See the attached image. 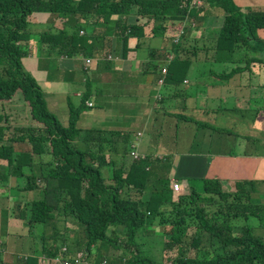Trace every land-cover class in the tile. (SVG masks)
Here are the masks:
<instances>
[{
    "label": "trees",
    "instance_id": "obj_1",
    "mask_svg": "<svg viewBox=\"0 0 264 264\" xmlns=\"http://www.w3.org/2000/svg\"><path fill=\"white\" fill-rule=\"evenodd\" d=\"M181 1L0 0V179H17L13 216L34 231L35 238L15 264H51L56 258L57 264H77L76 259L78 264H108L100 253L105 244L119 253L121 264H264V182L238 181L235 191L226 192L219 181L202 179L201 190L188 184L173 191L168 177L156 173L163 165L159 159H131L129 151L141 154L129 145L131 132L81 130L77 108H70L67 123H61L22 65L34 32L29 18L35 13L62 20L60 29L47 25L38 34L40 50L68 58L91 55L86 52L88 37L80 34L82 19L101 18L106 34L118 33L125 53L129 37H143L144 29L127 23L128 16L153 20L154 36L162 35L171 20L184 21L179 25H184V34L171 48L167 83L172 85L184 78L182 73V80H176L179 66L186 71L192 63L233 62L235 53L250 48L264 54V41L258 37L264 30V12L243 13L232 0H205L223 11L222 23L206 40L208 45L184 55L185 20L195 25L197 9L187 11ZM256 60L264 65V59L247 61ZM243 73L237 67L219 78ZM168 206L170 215L160 223L171 224L170 240L158 262L144 255V242L138 245L136 240L151 219L147 215L163 217L162 209ZM68 226L82 235L73 230L70 235ZM118 226L122 232L109 233ZM190 228L195 231L188 236Z\"/></svg>",
    "mask_w": 264,
    "mask_h": 264
},
{
    "label": "crops",
    "instance_id": "obj_2",
    "mask_svg": "<svg viewBox=\"0 0 264 264\" xmlns=\"http://www.w3.org/2000/svg\"><path fill=\"white\" fill-rule=\"evenodd\" d=\"M232 1L243 13L264 12V0ZM194 12V27L185 20L184 55L194 47L208 45L206 40L214 36L224 17L223 11L208 1ZM111 19L116 21L118 17ZM125 20L144 28L143 37H129L127 53L117 40L118 33L106 34L101 18H89L82 19L85 28L80 34L88 37L86 52L91 55L68 58L56 52L51 55V49L41 51L37 43L38 34L47 25L60 29L62 20L49 13H35L29 18L34 32L27 44L28 55L21 61L42 89L49 111L66 124L70 108L80 109L81 130L131 132L129 145L135 144L139 153L149 159H159L163 165L156 173L168 177L169 184L175 180L188 186L195 178H203L217 180L223 191L233 192L238 181L264 182V65L257 60L247 61L263 60L264 54L250 48L235 53L233 62L192 63L186 71L182 67L180 74H185L182 85L193 88L179 97L183 93L167 83L171 68L167 66L164 75L161 70L171 60L172 37L184 21L171 20L162 35L154 36L153 20L135 14ZM258 37L264 41V30L258 32ZM237 67L244 73L227 80L219 78ZM165 84L168 91L162 94L159 88ZM138 132L143 135L136 142ZM198 135L199 153L205 154L204 157L187 153L189 142L195 144ZM227 139H232L237 151L222 150ZM213 143L217 148H213ZM105 150H110L106 144ZM176 167L178 172L174 171ZM194 168L202 170V174H193ZM16 182L14 177H9L7 182L0 179V185L3 184L0 187L1 264H15L12 257L23 255L35 239L34 231L30 232L23 221L13 216L18 197L14 189ZM261 187L263 191L264 185ZM162 210L163 217L147 215L151 219L145 222L136 240L138 245L144 242L140 245L144 255L158 262L163 255L160 250L170 240L171 224L160 221L169 217L171 208ZM114 230L122 232L123 228L113 227L109 233ZM194 231L188 229V236ZM38 236L36 228V239ZM110 250L113 249L105 244L100 253L107 256L108 264H121L120 255L116 256L119 253L113 250L110 254ZM171 254L168 252L167 257Z\"/></svg>",
    "mask_w": 264,
    "mask_h": 264
},
{
    "label": "rangeland",
    "instance_id": "obj_3",
    "mask_svg": "<svg viewBox=\"0 0 264 264\" xmlns=\"http://www.w3.org/2000/svg\"><path fill=\"white\" fill-rule=\"evenodd\" d=\"M31 29H33V27H30ZM169 61L170 60H167L166 61V65L162 68V70H161V72H162V75H164L165 73H166V71H167V66L169 65ZM182 67L183 66H179L178 68H177V72H175L177 75H178V78L176 77V80H179L180 78H181V70H182ZM185 70H186V67H185ZM180 80H182V79H180ZM187 81H185L184 83H186ZM173 87H174V89H177V91L180 93V92H182L183 94H181V95H179V97H181V96H183L185 93H187V92H189V91H191L192 90V88H193V85H190L189 87H184L183 85H182V83L180 84V83H177V84H175V85H173ZM171 89V88H170ZM159 90H161V93L163 94L164 92H166V91H168L167 90V87H166V84H165V86L164 87H162V88H159ZM20 96V95H19ZM179 101V99L177 100V102ZM4 111V107H2L1 105H0V112H3ZM25 114V113H24ZM24 114H23V116H24ZM200 133V132H199ZM199 140H200V136L198 135V137H197V139H196V141H195V144H192V143H190L189 142V145L191 146H189L188 148L189 149H187V153L190 155V156H193V157H198V155H200L201 157H204V155L205 154H203V153H199V151H200V146L198 145V142H199ZM216 143H213V148L215 149V148H217L216 147ZM212 148V149H213ZM228 150V151H233V152H235V151H237V147L236 146H234V143L232 142V139H227L226 140V143L225 144H222V150ZM212 151V150H211ZM183 153H186V152H183ZM130 155V154H129ZM170 157H172V156H170ZM45 159H48V158H45ZM154 159V158H153ZM153 159H149V160H153ZM148 160V161H149ZM189 160H191L192 161V159L190 158ZM172 162V161H171ZM170 162V163H171ZM198 166H201V164L199 163V165ZM174 171L175 172H178V168L176 167V168H174ZM192 173L193 174H195V175H201L202 174V170H199V168H197V169H195L194 168V170H192ZM203 179V178H202ZM202 179H197V178H195L194 180H193V183H192V185L197 189V190H201L202 189ZM173 182H177V181H175V180H172L171 181V183H173ZM178 183V182H177ZM179 184V183H178ZM179 185H181V184H179ZM23 194V193H22ZM255 222V220L253 219L252 220V223H254ZM68 228V233L71 235V232H78L80 235H82V233L80 232V231H78V229H76L75 227H71V226H68L67 227ZM73 230V231H72ZM190 236V235H189ZM15 260H16V256H13L12 257V261L13 262H15Z\"/></svg>",
    "mask_w": 264,
    "mask_h": 264
},
{
    "label": "built area",
    "instance_id": "obj_4",
    "mask_svg": "<svg viewBox=\"0 0 264 264\" xmlns=\"http://www.w3.org/2000/svg\"><path fill=\"white\" fill-rule=\"evenodd\" d=\"M205 4V0H182L181 1V6L184 7L187 11H190L192 9H197V8H201L203 5ZM192 27H194V24L192 25ZM184 34V25H181L177 28L176 34L172 37V43L174 44H178L180 42V39L182 37V35ZM89 106H91V104H89ZM141 133L138 132L136 134V137L139 136ZM136 147L135 144L132 145V148ZM129 156L131 157L132 160H143L146 158L145 155L143 154H138L137 152H135L134 150L129 152ZM180 188V185L177 182H173L171 183V189L173 191H178ZM63 250H65V248H63ZM79 258V256H78ZM60 261L59 258L53 259L51 261V264H57ZM76 263L78 264V260L76 259ZM67 264V263H66ZM105 264V263H103Z\"/></svg>",
    "mask_w": 264,
    "mask_h": 264
}]
</instances>
